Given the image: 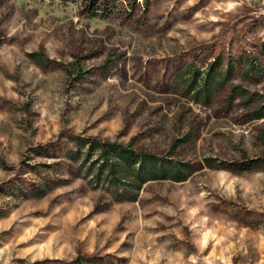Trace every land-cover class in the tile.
Returning a JSON list of instances; mask_svg holds the SVG:
<instances>
[{
  "label": "rangeland",
  "instance_id": "374dc122",
  "mask_svg": "<svg viewBox=\"0 0 264 264\" xmlns=\"http://www.w3.org/2000/svg\"><path fill=\"white\" fill-rule=\"evenodd\" d=\"M90 3L0 0V264H264V120L227 93L193 104L180 77L264 61V0ZM234 84L264 95V78ZM78 137L160 157L179 142L194 174L117 202L73 160Z\"/></svg>",
  "mask_w": 264,
  "mask_h": 264
},
{
  "label": "trees",
  "instance_id": "16d2710c",
  "mask_svg": "<svg viewBox=\"0 0 264 264\" xmlns=\"http://www.w3.org/2000/svg\"><path fill=\"white\" fill-rule=\"evenodd\" d=\"M110 1L114 2L91 0L86 10L95 17L103 14L104 9L110 10ZM35 56L32 54L33 58ZM35 61L43 65L39 59ZM237 76L246 82L260 84L264 78V61L253 56L224 63L223 58L219 57L204 71L192 67L180 73L185 94L193 104L211 107L219 95L227 93L225 102L228 112H232L238 104L245 112L243 116L246 123L264 120V95L234 84ZM76 142L78 148L73 153V160L83 159L84 164L91 163L89 171L97 170L95 187L101 186L108 190L117 202H137L140 191L147 183L185 182L194 174L191 167L172 158L179 142L172 145L167 157L95 139L78 137ZM240 170L248 169L241 167Z\"/></svg>",
  "mask_w": 264,
  "mask_h": 264
}]
</instances>
